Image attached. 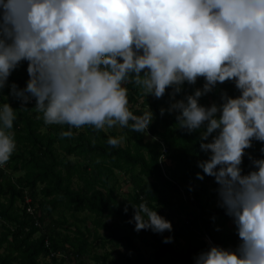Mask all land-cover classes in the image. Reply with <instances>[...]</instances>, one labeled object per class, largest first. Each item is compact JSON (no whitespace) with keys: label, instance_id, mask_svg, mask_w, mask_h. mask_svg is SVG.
Here are the masks:
<instances>
[{"label":"clouds","instance_id":"9594fccd","mask_svg":"<svg viewBox=\"0 0 264 264\" xmlns=\"http://www.w3.org/2000/svg\"><path fill=\"white\" fill-rule=\"evenodd\" d=\"M22 62L29 76L23 89L8 84ZM199 78L202 88L176 99ZM226 81L238 96L223 92L220 103L200 104ZM128 85L144 100L171 89L160 114L176 113L177 129L199 131L207 159L197 161L203 175L196 178H214L218 207L235 226L234 249L210 243L194 264H264V158L246 152L254 141L264 144V0H0V91L9 87L21 102L20 110L7 97L0 104V167L16 150L17 113L29 111L33 100L31 110L47 125H119L147 136L154 113L148 106L134 114ZM121 139L109 137L107 144ZM260 152L264 157V147ZM132 207L135 231H173L147 201Z\"/></svg>","mask_w":264,"mask_h":264},{"label":"trees","instance_id":"16d2710c","mask_svg":"<svg viewBox=\"0 0 264 264\" xmlns=\"http://www.w3.org/2000/svg\"><path fill=\"white\" fill-rule=\"evenodd\" d=\"M27 66L22 62L8 84L26 87ZM203 83V78L194 85L186 83L176 99L193 94ZM128 88L132 103L142 99L134 114L149 106L155 119L148 129L152 138L122 128L123 146L107 144L109 137H119L114 126L103 131L45 124L43 114L31 110L35 100L25 105L29 111L17 113L11 130L16 150L0 167V264H194V258L207 250L204 234L226 249L238 245V235L226 227L232 219L218 207L214 178H196L198 172L203 175L197 161L207 159L200 151L199 131L177 129L176 113L160 114L169 107L171 89L162 98L149 95L144 100L138 88ZM9 91V87L0 91V104L7 97L13 109L20 110L21 102ZM223 92L233 98L240 94L226 81L203 96L200 104L220 103ZM66 131L73 135L62 137ZM261 147L264 144L254 141L246 152L264 158ZM161 156L169 162L164 173ZM241 167L245 174L252 170L247 155ZM119 178L129 187L126 195H120ZM26 197L33 215L26 213ZM142 200L171 222V233L134 230L129 223L132 204ZM168 236L178 244L164 243Z\"/></svg>","mask_w":264,"mask_h":264},{"label":"rangeland","instance_id":"374dc122","mask_svg":"<svg viewBox=\"0 0 264 264\" xmlns=\"http://www.w3.org/2000/svg\"><path fill=\"white\" fill-rule=\"evenodd\" d=\"M129 99H130V108H131L132 111H134V105H135L136 103L133 104V103H132V100H131L130 97H129ZM139 102H140V100H139ZM135 107H138V106H135ZM114 129H115V131L119 134V137H122V136H121L122 127H120L119 125H116V126H114ZM107 130H108L107 127H106L105 129H103V131H107ZM120 144H121V146L124 145V139H123V138L121 139ZM14 176H15V177H18V174H17V175L14 174ZM124 182H125V181H124L123 178H119V184L121 185V189L119 190L120 195H126V193L128 192V189H129V187L126 186V184H125ZM213 184H214V181H213V180H210L209 183H208V186H209L210 189H211V187L213 186ZM227 228L230 229L231 231L235 232V226H234L232 220H231L229 226L227 225ZM235 233H236V232H235ZM99 234L102 235L103 233L100 232ZM173 242H174V241H173ZM174 244H178V242H174ZM109 249H110V248L108 247L106 250H109ZM113 258H115V256H114Z\"/></svg>","mask_w":264,"mask_h":264},{"label":"built area","instance_id":"2783aa9c","mask_svg":"<svg viewBox=\"0 0 264 264\" xmlns=\"http://www.w3.org/2000/svg\"><path fill=\"white\" fill-rule=\"evenodd\" d=\"M146 137L147 138L150 137L149 131H148V135ZM150 138H152V137H150ZM165 152H166V147L164 145H162V155H164ZM161 157H163V156H161ZM161 157H160L159 165H160V167H161V169H162V171L164 173V169L169 165V162L166 161V159L164 157H163V159H161ZM24 202H25V207H26V213L30 214V215H33L34 210H33V208L30 207V203H31L30 198L26 197ZM202 240L205 243V247L207 249H208L210 243L215 245L207 234L203 235Z\"/></svg>","mask_w":264,"mask_h":264},{"label":"crops","instance_id":"0c3cea01","mask_svg":"<svg viewBox=\"0 0 264 264\" xmlns=\"http://www.w3.org/2000/svg\"><path fill=\"white\" fill-rule=\"evenodd\" d=\"M139 100H140V102H139ZM133 104H135V103H133ZM141 104H142V99H137L136 104L134 105V111H135V110H138ZM135 106H138V107H135ZM230 222H231V221H230ZM230 222L227 223L228 226H229ZM226 227H227V226H226ZM227 229H228V228H227ZM229 230H230V229H229ZM234 233H235V232H234Z\"/></svg>","mask_w":264,"mask_h":264}]
</instances>
